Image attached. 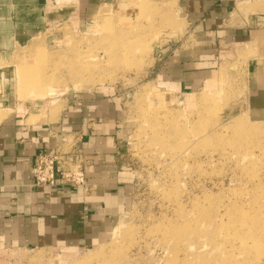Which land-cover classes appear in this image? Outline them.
<instances>
[{
  "label": "rangeland",
  "instance_id": "1",
  "mask_svg": "<svg viewBox=\"0 0 264 264\" xmlns=\"http://www.w3.org/2000/svg\"><path fill=\"white\" fill-rule=\"evenodd\" d=\"M135 6L50 30L49 52L16 61L20 90L40 104L102 93L116 106L121 186L109 234L80 248L0 242V264H264V122L246 110L250 54L183 85L169 58L186 44V22L172 3Z\"/></svg>",
  "mask_w": 264,
  "mask_h": 264
},
{
  "label": "crops",
  "instance_id": "2",
  "mask_svg": "<svg viewBox=\"0 0 264 264\" xmlns=\"http://www.w3.org/2000/svg\"><path fill=\"white\" fill-rule=\"evenodd\" d=\"M142 2L172 3L187 24L170 79L180 69L183 85L203 82L217 61L250 54L246 110L264 122V0H0V242L80 248L109 234L121 186L116 106L102 93L40 104L20 90L16 61L23 51L49 52L50 30L80 31L107 7L128 16ZM57 150L83 170L85 186L33 187L36 157Z\"/></svg>",
  "mask_w": 264,
  "mask_h": 264
},
{
  "label": "built area",
  "instance_id": "3",
  "mask_svg": "<svg viewBox=\"0 0 264 264\" xmlns=\"http://www.w3.org/2000/svg\"><path fill=\"white\" fill-rule=\"evenodd\" d=\"M65 154L61 150L50 151L38 155L32 171L33 187L57 188L61 180H65L72 187L85 186L83 170L77 166L74 171L66 168Z\"/></svg>",
  "mask_w": 264,
  "mask_h": 264
}]
</instances>
